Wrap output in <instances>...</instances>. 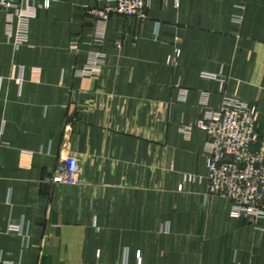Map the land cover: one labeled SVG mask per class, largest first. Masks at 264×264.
Returning a JSON list of instances; mask_svg holds the SVG:
<instances>
[{"label":"crops","instance_id":"0c3cea01","mask_svg":"<svg viewBox=\"0 0 264 264\" xmlns=\"http://www.w3.org/2000/svg\"><path fill=\"white\" fill-rule=\"evenodd\" d=\"M44 2L20 44L0 8V264H264V219L209 195L195 126L235 96L264 140V0L104 24L102 0ZM63 146L78 184L52 181Z\"/></svg>","mask_w":264,"mask_h":264},{"label":"built area","instance_id":"2783aa9c","mask_svg":"<svg viewBox=\"0 0 264 264\" xmlns=\"http://www.w3.org/2000/svg\"><path fill=\"white\" fill-rule=\"evenodd\" d=\"M24 0H0V8L9 20L17 19L20 30L18 44L27 39V22L35 14L26 9ZM104 6L94 9L104 24L113 14L128 18L146 19L151 0H102ZM49 5L45 0L44 6ZM11 24V23H10ZM207 135L209 195L227 197L232 202L233 216L251 222L264 219V140L256 120V107L235 96H226L220 110L206 113L195 124ZM191 126L186 129L189 131ZM53 182L78 184L80 162L67 146L60 153V163L52 176ZM142 258L139 257V264Z\"/></svg>","mask_w":264,"mask_h":264}]
</instances>
